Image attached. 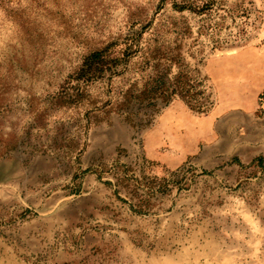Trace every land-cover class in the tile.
Listing matches in <instances>:
<instances>
[{
	"label": "rangeland",
	"instance_id": "obj_1",
	"mask_svg": "<svg viewBox=\"0 0 264 264\" xmlns=\"http://www.w3.org/2000/svg\"><path fill=\"white\" fill-rule=\"evenodd\" d=\"M131 39L180 51L209 110L133 128L136 52L78 79ZM262 91L264 0H0V264H264Z\"/></svg>",
	"mask_w": 264,
	"mask_h": 264
},
{
	"label": "trees",
	"instance_id": "obj_2",
	"mask_svg": "<svg viewBox=\"0 0 264 264\" xmlns=\"http://www.w3.org/2000/svg\"><path fill=\"white\" fill-rule=\"evenodd\" d=\"M114 45V42H110L89 52L83 59L77 77L82 81L102 78L116 68L125 67L136 52L140 58L138 69L146 71L143 80L140 84H130L123 90L121 100L116 104L123 109V118L133 128L146 126L158 108L174 97L199 113H206L212 106V92L209 85L204 84L205 77H199L198 72L183 61V56L177 49L173 53L169 46L155 42L136 47L132 39L125 48L116 49ZM257 104L261 106L260 111L264 110V91L258 94ZM139 113L141 116L133 119ZM123 169L130 170L124 166Z\"/></svg>",
	"mask_w": 264,
	"mask_h": 264
}]
</instances>
